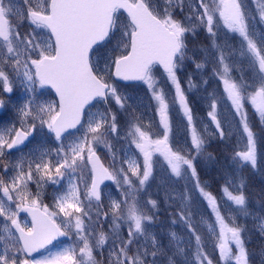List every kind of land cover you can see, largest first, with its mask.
Masks as SVG:
<instances>
[{
  "label": "snow or ice",
  "instance_id": "6c2138e0",
  "mask_svg": "<svg viewBox=\"0 0 264 264\" xmlns=\"http://www.w3.org/2000/svg\"><path fill=\"white\" fill-rule=\"evenodd\" d=\"M222 29L239 37L238 47L219 42ZM199 30L206 31L211 45L198 50L203 56L197 61L195 51L189 55L187 39ZM188 60L198 71L212 64V77L223 86L222 94L214 90L203 97L214 125L209 135L222 141L238 137L243 147L234 152L233 165L256 170L260 133L254 131L246 105L264 125V0H257L255 14L249 13L246 0H0V90L12 93L18 82L28 94L15 121L0 127V167L5 174L15 173L9 179L0 176V264H104L94 253L102 254L106 247V264H213L198 230L202 225L215 237L213 247L223 264H249L246 228L237 223L241 216H253L245 179L237 182L233 175L226 181L222 191L231 207L225 215L197 171L208 127L198 128L187 95L197 83L190 75L185 88L178 75ZM157 66L174 89L171 99L155 75ZM121 81L146 86L162 137L153 138L150 125L136 114L143 105L124 91L127 85L122 87ZM38 88L54 90L56 99L40 100ZM4 104L0 99V108ZM176 106L187 122V153L174 150L169 142L170 111ZM225 108L235 124L227 122ZM121 111L128 117L123 138ZM37 135L54 137L57 146H40L14 164L3 163L11 150ZM110 138L128 144L114 150ZM101 146L111 155L109 166L98 155ZM157 154L172 177L188 181L177 194L173 215L178 219L172 221L183 224L188 236L170 232L166 247L150 231L158 201L140 199L154 179ZM105 181L114 182L122 196L109 194L106 210L101 188ZM30 183H35V193ZM47 184L62 189L54 194L51 208L42 198ZM197 195L214 220L195 221ZM166 199L173 197L168 194ZM22 212L31 220L22 221ZM255 219L264 234V218ZM109 220L107 232L98 230ZM70 235L76 237L78 252L76 246L49 248L57 238Z\"/></svg>",
  "mask_w": 264,
  "mask_h": 264
},
{
  "label": "rangeland",
  "instance_id": "374dc122",
  "mask_svg": "<svg viewBox=\"0 0 264 264\" xmlns=\"http://www.w3.org/2000/svg\"><path fill=\"white\" fill-rule=\"evenodd\" d=\"M257 0H246V8L248 9L250 14H255ZM255 23V22H254ZM257 27H262L261 25H257ZM24 30H27V24L24 26ZM198 33V32H197ZM197 35V34H196ZM200 35L203 37V40H197V39H191L193 36H189L187 39L188 46L190 47V51L192 50H199L201 48L210 47L211 45V39L204 30H200ZM198 36V35H197ZM227 41L228 44L233 45L235 47L239 46V37L235 36V34L227 33L226 29H222L220 32V41L223 43L224 41ZM192 43V44H191ZM196 59L197 61L201 60V57L203 56L202 52L196 51ZM212 64H206L205 67L200 71V75L202 77H209L211 81L208 82V84H203V82H197L198 88L193 89L191 92H188V98L191 106L193 107V114L196 117L197 126L199 129H203L205 126L208 127V133H206V148L204 150L205 156L198 157L197 160V171L200 176V180L202 184L207 185V190L212 192L213 195H215L220 202L222 206V211L225 213V215H228L226 211L231 207V202L227 201V198L224 196L222 189L219 188L220 185L224 186L226 181L231 179L232 176L237 177V182H239V178L243 177L246 181V169L245 167L241 170H237L235 166L232 163V160L228 163H224L225 160L220 159L217 154H212L210 151V148L213 146L214 142L220 141L227 144H230L231 146H234L236 151L242 150L243 143L240 144L237 143L238 137L233 136L230 139L226 140H220L218 136H211L209 135L214 131V125L211 124L210 118L208 117L207 113L209 111L208 104L209 101L206 99H203V97L206 95V93L213 92L214 90L217 92V95L222 94L223 92V86L221 83L218 82V80L214 77H212ZM155 75L157 78L161 81V86L165 87L166 90L169 92V98L171 99V96L174 95L171 92L170 85L166 81V77L161 71V69H158L155 71ZM182 85L187 88V81L181 82ZM121 86H125L126 84L120 83ZM124 91L128 95H131L137 99V102L142 104L143 106L136 108V114L142 115L143 122L146 125H150V130L155 135L153 138H160L163 135V128L159 124V116L155 111V104L150 99V95L147 94L146 86H144L141 83L133 84V85H127L126 88H124ZM45 93L44 95H39V93ZM38 98L40 100H55L56 97L53 94V92L50 89H39L38 88ZM28 98V94L23 89V86H21L18 82L14 84L13 86V92L12 93H5L2 90H0V99H3L5 101V104L0 111V127H3L5 125H10L12 122L16 119V110L21 105L25 103V101ZM100 110H103V105L97 106ZM113 110H117L116 106L112 105ZM248 113H249V119L250 122L254 121V110L251 108L250 105H246ZM93 111H96L97 108H93ZM131 111V109H129ZM224 115L227 118V122H230L232 124H235V120L233 119L230 111L225 108L224 109ZM119 119L122 124V130L120 132V137L123 138L125 131L127 130L126 121L128 120L127 115L124 112H119ZM170 119L172 124V132L170 133V144L172 145L173 149H182L185 153L189 151L190 147V137L187 129V122L186 119L183 117V114L180 113V110L178 106L173 107L170 111ZM17 127H19V124H17ZM75 132V130H72ZM79 135V133H76ZM111 139V142L114 145V150H122V148L126 147L128 144L127 140L124 139ZM30 143L26 142L24 146H21L19 149H16L15 151H12L8 153L3 163L5 164H14L16 163L21 156H28L31 150L37 149L40 146L54 148L57 146L54 137H44V136H35L33 139L30 137ZM99 154L102 156V158L105 160V162H108V166L111 163V155L108 153L107 149H104L103 146H101L98 149ZM118 155H122L121 151H117ZM195 154V153H193ZM209 155H211L212 159H208ZM137 158L142 163V157L139 156L137 153ZM203 161H206L204 163V167H211L215 166V170L217 172V177L212 180V177H210L207 169L202 166L201 159ZM156 164L154 166V179L150 181L149 186H147L146 190L143 191L140 194V199L142 203H145L149 199H155L159 203V208L156 210H152V212H155V221L152 224L150 231L153 232L156 236L158 241L162 246H168L169 244V233L170 232H176L178 236H183L185 239H187V232L183 226V224L177 222L176 224H173L172 221L174 219H178L173 215L174 212L177 211V204H178V196L177 194L184 191V186L188 181L184 179H179L172 177L170 174V170L167 169V165L163 160V157L159 156V154L156 155ZM106 162V163H107ZM223 163L224 167L220 168L218 164ZM264 164V144L258 142V166L261 164ZM201 164V165H198ZM119 166V165H117ZM15 173L13 171L7 172L5 174V171L2 167H0V176H4L5 179H9L12 175ZM191 186V185H189ZM29 188L32 192L36 191V185L35 183H30ZM62 189L59 186L47 184L41 189L43 197L47 194L50 196L51 204H53V197L54 194H56L58 191H61ZM102 191L105 193L104 196V205L105 210L106 206L108 204V195L110 194L115 199H122V196L120 195V189H117L114 182L107 183L103 186ZM170 194L173 199L168 200L166 199V196ZM42 197V198H43ZM150 207V206H149ZM193 207L196 210L195 214V221L199 224L201 222V218L204 220L212 221L214 220V216L212 215L210 209L207 206V203L203 201L199 196L197 195ZM148 209L146 208V211ZM152 212H148V214H152ZM259 216V215H257ZM264 218V216H259ZM110 220L108 222L103 223L102 228H98V230H103L105 232L108 231ZM238 224L248 226V224L254 228V224L256 223L257 229L255 232H260V222L258 220L244 218L241 216L238 221ZM251 227H248V241L250 243V250L248 247V252H251L252 246L255 245L256 240L255 237H252L253 229ZM255 227V228H256ZM203 237V242L205 244V251L209 254V257L214 258L213 264H223L222 261H220L219 253L217 250L214 249L213 245L215 242V237H210L207 233V227L206 225H202L198 229ZM262 234V233H261ZM122 235L124 237L127 236V225L123 226L122 229ZM245 235V234H244ZM264 235V234H263ZM259 240L261 237H258ZM76 237L74 235L66 236L63 239H60L56 241L54 244H52L49 248L52 251H56L59 248L69 247V246H76L77 252L79 250V246L75 244ZM109 248H105L103 250V253L101 254L100 250H96L94 253L96 255V258L98 261L104 262L106 264V260L108 257ZM46 254V253H45ZM171 254V253H169ZM252 254V253H251ZM254 255V254H252ZM255 255L262 256V253L260 251H256ZM160 264H165V261L161 260ZM249 264H255L253 260H250Z\"/></svg>",
  "mask_w": 264,
  "mask_h": 264
},
{
  "label": "trees",
  "instance_id": "16d2710c",
  "mask_svg": "<svg viewBox=\"0 0 264 264\" xmlns=\"http://www.w3.org/2000/svg\"><path fill=\"white\" fill-rule=\"evenodd\" d=\"M254 124V131L257 133H260V137L258 139V142L264 144V125L261 124L258 116L254 114V121H252ZM210 151L212 154H217L220 159L225 160L224 163H228L232 160V157L234 155V152L236 151L234 146H231L230 144H225L220 141L214 142L213 146L210 148ZM205 156V155H203ZM201 159V158H200ZM107 162V161H106ZM206 161H203L201 159L202 166L204 165ZM108 164V162H107ZM201 165V164H198ZM220 168L224 167L223 163L218 164ZM204 167V166H203ZM215 166L211 167H204L208 171L210 177H212L211 181H214V179L217 177V172L214 168ZM246 169V187H245V194L249 198V210L253 213V216L248 217L249 219H255L257 215L264 216V164L262 163L260 166L257 167L256 170H253L250 166L245 167ZM224 186L220 185L219 188L223 189ZM228 213V211H226ZM256 223L254 226L256 227ZM248 227H251L249 224L248 226H245V240L248 239ZM252 228V237H255L256 243L254 246H252V251L249 252V263L250 260H253L255 264H264V235L260 232H255L256 228ZM258 237H261L263 239L262 241L258 239ZM246 248L250 250V243L246 241L245 244ZM256 251H260L262 253V256L255 255ZM254 255H252V254ZM211 258V257H210ZM214 263V258H211Z\"/></svg>",
  "mask_w": 264,
  "mask_h": 264
},
{
  "label": "flooded vegetation",
  "instance_id": "af4514ba",
  "mask_svg": "<svg viewBox=\"0 0 264 264\" xmlns=\"http://www.w3.org/2000/svg\"><path fill=\"white\" fill-rule=\"evenodd\" d=\"M197 35L191 39L203 40V37H201V35H200V30L198 31ZM193 51H195V50L191 49V51L189 52L190 56L193 55ZM196 51H198V50H196ZM196 51H195V55L197 56ZM157 68L159 69L158 66H157ZM178 75L181 77V82L188 81V77L190 75L192 76L193 80L197 81V82H202L203 80H210L209 78L202 77L200 75V70L199 71L196 70L195 64L190 60L185 61V64H184L183 68L178 72ZM171 92L174 94V89L171 88ZM36 191H37V189H36ZM35 192H33V193H35ZM50 200H51V198L48 194L43 197V203L48 204L51 208L52 204H51ZM20 218L22 221H24V220L30 221L31 220V217L27 213H23V212L20 214ZM41 252H43V251H41ZM34 255H39V254H34Z\"/></svg>",
  "mask_w": 264,
  "mask_h": 264
},
{
  "label": "water",
  "instance_id": "95a60500",
  "mask_svg": "<svg viewBox=\"0 0 264 264\" xmlns=\"http://www.w3.org/2000/svg\"><path fill=\"white\" fill-rule=\"evenodd\" d=\"M162 68V67H161ZM163 69V68H162ZM121 82H123V83H126V84H131V83H136V82H139V81H128V82H124V81H121ZM53 92H54V90H52ZM55 94V93H54ZM71 131V130H70ZM103 162V161H102ZM106 182H112V181H105L104 183H106ZM101 187H102V185H101ZM60 238V237H59Z\"/></svg>",
  "mask_w": 264,
  "mask_h": 264
}]
</instances>
